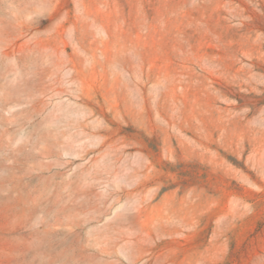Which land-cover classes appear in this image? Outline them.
I'll list each match as a JSON object with an SVG mask.
<instances>
[{
    "label": "rangeland",
    "instance_id": "374dc122",
    "mask_svg": "<svg viewBox=\"0 0 264 264\" xmlns=\"http://www.w3.org/2000/svg\"><path fill=\"white\" fill-rule=\"evenodd\" d=\"M0 264H264V0H0Z\"/></svg>",
    "mask_w": 264,
    "mask_h": 264
}]
</instances>
